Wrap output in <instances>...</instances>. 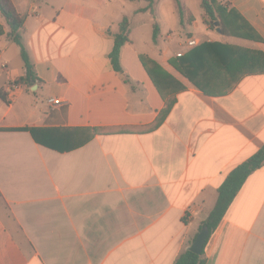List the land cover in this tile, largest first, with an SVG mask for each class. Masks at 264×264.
<instances>
[{
    "label": "crops",
    "instance_id": "obj_1",
    "mask_svg": "<svg viewBox=\"0 0 264 264\" xmlns=\"http://www.w3.org/2000/svg\"><path fill=\"white\" fill-rule=\"evenodd\" d=\"M167 1L172 23L162 33L157 0L154 16L136 0H12L24 18L18 35L35 80L8 93L25 68L4 27L0 264H173L227 174L264 145V72L240 76L223 93L192 86L169 63L185 50L172 25L190 24L189 37L198 42V21L207 35L218 34L207 40L224 35L202 22L203 11L182 24ZM220 1L257 35H232L247 44L229 43L264 51V0ZM124 17L128 40L116 71L109 53ZM152 20L160 24L156 41ZM165 74L183 88L165 84ZM172 93L175 102L156 129L94 134L77 143L92 128L150 124ZM49 97L61 103L49 105ZM20 127L51 129L57 144L73 146L47 147L28 130L13 129ZM203 253L204 264H264V165L245 179Z\"/></svg>",
    "mask_w": 264,
    "mask_h": 264
},
{
    "label": "trees",
    "instance_id": "obj_2",
    "mask_svg": "<svg viewBox=\"0 0 264 264\" xmlns=\"http://www.w3.org/2000/svg\"><path fill=\"white\" fill-rule=\"evenodd\" d=\"M147 5L140 11L149 10L154 16L155 0H145ZM175 9L179 16L180 22L183 24L184 19L191 22L194 17L189 12L188 17L181 0H173ZM202 8V22L209 27L219 28V32L223 35H233L237 37L256 39L257 35L247 33L249 26L239 13L232 7L224 6L220 0H200ZM0 17L4 23H0V35L4 33V27H7V34L20 47V56L25 68V76L18 78L17 82H27L31 84L35 80L33 65L31 64L27 52L20 41L18 30L22 27L24 18L17 12L12 0H0ZM157 26L153 25V41H156ZM248 28V30H247ZM129 23L124 17L120 23V30L114 37V45L109 53L110 62L116 71L120 70L119 55L122 45L128 40ZM191 85L205 94L227 92L229 91L240 76L250 73L264 72V51L241 48L237 45L230 44L220 40H203L199 41L190 50L185 51L169 61ZM146 65V60L143 59ZM165 84L174 85L175 90L183 88V85L168 74H165ZM169 81V82H167ZM0 97L8 102V99L0 91ZM166 98V97H165ZM175 102L174 93L165 99L163 108L158 112L155 119L142 127H114V128H92L77 143H83L89 140L94 134H105L113 132H149L156 129L166 118L172 105ZM12 129V128H11ZM15 130H28L33 139L47 147L71 148L73 145L57 144L52 130H45L35 127L13 128ZM55 133V132H54ZM264 165V145L252 156L233 168L225 177L223 182L217 189V198L210 209L208 216L199 226V230L205 227L208 230V237L214 231L220 222L227 207L233 200L237 191L242 186L245 179L255 170ZM206 243V241H205ZM204 243V245H205ZM204 247V246H203ZM205 256L203 248L200 253H195L189 249L184 250L174 261L173 264H204Z\"/></svg>",
    "mask_w": 264,
    "mask_h": 264
},
{
    "label": "rangeland",
    "instance_id": "obj_3",
    "mask_svg": "<svg viewBox=\"0 0 264 264\" xmlns=\"http://www.w3.org/2000/svg\"><path fill=\"white\" fill-rule=\"evenodd\" d=\"M181 1H182L183 6H184V9H185L187 17H188L189 12L193 13L195 15H198L202 11V8L199 6L198 0H181ZM157 2H158L157 4H160L159 9L160 10L162 9V12L164 14L163 17L165 18V19H162V22L164 24V29L162 31V33H163L170 26V23H172L171 12L169 11V4H168L167 0H157ZM136 3L144 4V5L146 4L147 5V1H145V0H136ZM154 7H156L155 4H154ZM0 19H1V21H3L2 18H0ZM198 22H199L198 23V26H199L198 30H196L194 32H196L195 34L201 38L200 41L207 40L208 37H213V38L214 37H218V34L215 31H209V34L207 35V31H203L204 28H203V25L201 24V22L200 21H198ZM151 23H153V25L155 24L157 26V30L160 29V24L158 22H156V21L153 22V20H152ZM172 26H174V27H171V29L173 31L176 30L175 33L179 34L180 35V40L183 41V44H181L182 47H180V48L181 49H183V48L185 49L183 52H177L174 56H172V57H175V56H177L179 54H182L185 51H188V50H190L192 48V47L189 48L186 45L187 38H190L189 36L191 35L189 33V31H192V30H191L190 24H186V23L184 24V27L182 29L179 27L178 22L174 23ZM173 28H175V29H173ZM208 28L216 29L217 27L216 26L215 27H209L208 26ZM210 40H213V39H210ZM215 40L231 42V43L238 44V45L239 44L242 45L243 43H246V42L239 41V39L234 38L232 35H224L223 38H218V39H215ZM11 49H15V46L12 43L9 44L8 51L10 52ZM172 57L169 58V61H170V59Z\"/></svg>",
    "mask_w": 264,
    "mask_h": 264
},
{
    "label": "built area",
    "instance_id": "obj_4",
    "mask_svg": "<svg viewBox=\"0 0 264 264\" xmlns=\"http://www.w3.org/2000/svg\"><path fill=\"white\" fill-rule=\"evenodd\" d=\"M198 43V41L195 39V38H189L187 41H186V45L187 47H194L196 44ZM5 43H3L1 40H0V72H4L7 68V61L4 60L2 58V55H3V52L5 50ZM21 87V83L17 82L16 79L14 80H11L8 85H7V91L8 93L11 94V96H14L15 95V92L20 89ZM47 103L49 105H57L59 103H61L60 99H57V98H52V97H49L47 98Z\"/></svg>",
    "mask_w": 264,
    "mask_h": 264
},
{
    "label": "water",
    "instance_id": "obj_5",
    "mask_svg": "<svg viewBox=\"0 0 264 264\" xmlns=\"http://www.w3.org/2000/svg\"><path fill=\"white\" fill-rule=\"evenodd\" d=\"M216 30L219 31V28H217ZM207 236L208 230L205 227L201 228L195 235L188 249L195 253H200L204 246Z\"/></svg>",
    "mask_w": 264,
    "mask_h": 264
}]
</instances>
